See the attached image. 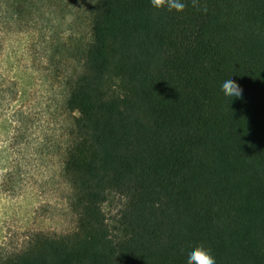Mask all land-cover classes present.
Instances as JSON below:
<instances>
[{
  "label": "trees",
  "instance_id": "obj_1",
  "mask_svg": "<svg viewBox=\"0 0 264 264\" xmlns=\"http://www.w3.org/2000/svg\"><path fill=\"white\" fill-rule=\"evenodd\" d=\"M8 2L67 26L53 55L75 228L35 231L0 264H188L198 245L216 264H264V0ZM230 77L242 98L224 95Z\"/></svg>",
  "mask_w": 264,
  "mask_h": 264
},
{
  "label": "rangeland",
  "instance_id": "obj_2",
  "mask_svg": "<svg viewBox=\"0 0 264 264\" xmlns=\"http://www.w3.org/2000/svg\"><path fill=\"white\" fill-rule=\"evenodd\" d=\"M65 28L42 4L21 20L0 0V250L20 249L35 231L75 228L59 175L67 116L53 46ZM120 205L117 196L104 205L110 221Z\"/></svg>",
  "mask_w": 264,
  "mask_h": 264
},
{
  "label": "clouds",
  "instance_id": "obj_3",
  "mask_svg": "<svg viewBox=\"0 0 264 264\" xmlns=\"http://www.w3.org/2000/svg\"><path fill=\"white\" fill-rule=\"evenodd\" d=\"M193 8L207 12V7L201 6L200 0H190ZM150 4L154 9H167L169 12L175 11L181 13L187 7L185 0H150ZM222 91L227 97L242 98L243 89L240 85L230 77L222 83ZM188 264H216L215 257L211 250L203 245L193 247L188 253Z\"/></svg>",
  "mask_w": 264,
  "mask_h": 264
}]
</instances>
